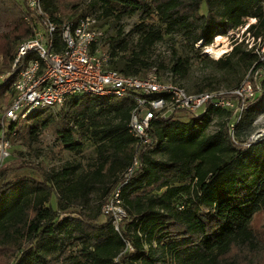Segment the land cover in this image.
<instances>
[{
  "label": "trees",
  "instance_id": "16d2710c",
  "mask_svg": "<svg viewBox=\"0 0 264 264\" xmlns=\"http://www.w3.org/2000/svg\"><path fill=\"white\" fill-rule=\"evenodd\" d=\"M84 2L41 0V6L60 24L89 15ZM96 3L101 28L139 14L131 32L137 36L134 44L121 25L103 42L111 45L108 69L122 75L146 76L153 66L148 52L166 36L181 34L192 49L197 46L199 60L209 59L201 51L216 36L250 19L255 21L249 35L264 38V0H92L88 7ZM26 14L23 0H0V23L8 29L0 34L1 72L10 69L17 44L31 34ZM232 44L216 63L235 78L228 86L237 88L243 75L260 64L243 41ZM190 66L189 58L173 49L170 65H159L155 72L161 77L168 69L170 80L184 87L177 80ZM13 80L0 83V103L6 106L13 98ZM252 83L255 96L243 101L238 119L233 110L212 107L188 121L173 114L154 120L150 142L138 146L128 128L131 99L78 96L54 114V109H39L24 124L7 125L9 140L22 133L28 148L37 146L35 154L50 162L62 161L63 151L78 156L88 144L95 155L84 167L64 162L47 169L23 159L0 165V264H264V236L253 226L264 212V136L250 140L257 110L264 106V79ZM185 89L219 90L209 82ZM209 115L218 118L212 133L207 132ZM43 131L52 134L57 148H40ZM159 151L163 156L154 157ZM134 159L138 164L121 194L126 217L116 229L112 216L99 221L101 207ZM21 170L34 174L11 177ZM91 193L98 198L94 213L84 211Z\"/></svg>",
  "mask_w": 264,
  "mask_h": 264
},
{
  "label": "built area",
  "instance_id": "2783aa9c",
  "mask_svg": "<svg viewBox=\"0 0 264 264\" xmlns=\"http://www.w3.org/2000/svg\"><path fill=\"white\" fill-rule=\"evenodd\" d=\"M23 1L27 8L25 21L32 25V30L17 44L10 69L0 72L1 81L14 76L13 98L8 106L0 107V165L10 157L11 144L5 134L7 124L24 119L35 110L59 108L78 96L131 99L134 107L128 128L138 146L141 142H150L148 130L154 120L173 114L175 118L177 113L198 118L208 114V107H212L233 110L238 119L243 101L255 96L252 82L264 71V38L252 37L247 32L254 19L240 27L237 31L241 34H235L232 41H243L247 50L257 56L260 67L253 72L251 69L243 83L232 90L189 92L159 77L155 71L139 77L108 69L109 55L103 43L105 30L94 15L57 24L43 10L41 0ZM204 51L210 53L208 47ZM228 126L233 131L235 121ZM137 164L138 160L134 159L101 207L103 216H112L116 229L126 217L122 189Z\"/></svg>",
  "mask_w": 264,
  "mask_h": 264
},
{
  "label": "rangeland",
  "instance_id": "374dc122",
  "mask_svg": "<svg viewBox=\"0 0 264 264\" xmlns=\"http://www.w3.org/2000/svg\"><path fill=\"white\" fill-rule=\"evenodd\" d=\"M92 0H85L84 2V8L86 13H90L93 15H98L101 12V8H100V4L96 3L95 6L93 7H88L90 5V2ZM206 8L204 6H202L201 8V12L205 13ZM139 21V14H135L133 16H128V17H124L121 20L114 22L112 24H106L103 26L104 30H105V36H111L113 35L118 26H122L123 27V33L124 36H126V38L130 41H132L134 44L136 42V38L137 36L132 32V28L134 27V25ZM253 20H248L247 23H251ZM8 29L6 28V26L2 23H0V34H3L4 32H6ZM236 30H230L224 35H221L219 38H215L214 39V43L213 45H211L210 47H208V49L213 50V51H220V55L219 56H215L213 53H206L204 50L202 49V53L206 54L208 56L209 59H203V60H199V58L197 56H195L197 46H195L193 49L190 47V45H187L185 43V40L183 39V36L181 34H176V35H172V36H166L162 41L158 42L155 46H153L149 52H148V59L153 63L152 68L148 71L149 72H153L157 69V67L159 65H163L165 67H168L170 65V63L172 62V52L173 49L176 50L178 55L181 56H187L189 58V60L191 61V66L189 71L187 72V74L182 77L179 78L177 80V83H181L182 85H184L185 88H190L193 85H201L203 83L209 82L212 84H216L217 87L219 89H225V90H232L235 87L234 86H228V82L232 81V79H235L234 77L231 76H225L223 74V71L220 69L219 65L216 63V60L223 56L225 54V52L230 50V47L233 45L232 44V39L234 36H236L235 34H241L240 31ZM226 38V40H225ZM107 42V41H106ZM227 49V50H226ZM16 50V49H15ZM111 50V45H106L105 46V51H107L108 55L109 52ZM2 64V57L0 56V66ZM1 72V71H0ZM249 71L246 72L243 75V78L240 81L241 85L243 83V81L245 80L246 76L248 75ZM161 77L163 79L166 80H170V79H174V77L172 76L171 72L168 71V69L166 70L165 68L161 71ZM264 79V73L262 72L260 76H258L257 78V83L260 84L261 80ZM2 81L0 80V83ZM4 105L2 103H0V107ZM56 109L51 111V114L55 113ZM50 113L47 112L46 115H49ZM185 116V117H184ZM211 120L208 124V128H207V132L212 133L217 129V120L218 118L214 115H209ZM191 117H188L182 113H177L176 114V119L179 121H188ZM232 121H235L232 119ZM231 122V121H229ZM19 125H22L25 123L24 119H20L17 122ZM9 125V124H7ZM255 126H256V130L252 133V135L250 136V138L257 132H263L264 131V106L261 109L257 110V118L255 121ZM264 135H260L258 137H261ZM256 137V138H258ZM25 138L22 137V133H18L15 136H11L10 137V144H11V150H10V157L5 161V163L7 162H14L17 159L19 160H27L30 162H35L38 163V165L44 166L45 168L49 169L51 167H60L61 164H63L64 162H73V163H77L80 164L82 167L85 166L86 161L90 160L91 158L94 157L95 152H94V147L92 145H86V148L84 149V151L82 152V154L75 156L72 155L70 153H68L67 151H63V159L62 161H58V162H50L44 155L41 156H37L35 154V150H37V146L32 145L30 148H28L27 144L25 143ZM55 139L52 136L51 133L47 132V131H43L40 135V148L46 152L49 151L52 148H57V146L55 145ZM163 153L161 151L157 152L156 154H154V157L160 158L162 157ZM23 174H34L32 173V171L30 170H21V171H15L12 173L11 177L13 176H20ZM1 184V182H0ZM57 199L53 198L52 200V205L54 207L57 206ZM98 204V198L97 195L95 193H91L89 201L87 203V205L84 207V211L85 212H89V213H94L96 210V206ZM100 222L105 221V217L101 216L99 219ZM253 226L258 230V232L262 233V236H264V212L261 213L260 215H258L256 217V219L253 222ZM262 260V254L259 258L256 259L255 262H260Z\"/></svg>",
  "mask_w": 264,
  "mask_h": 264
},
{
  "label": "water",
  "instance_id": "95a60500",
  "mask_svg": "<svg viewBox=\"0 0 264 264\" xmlns=\"http://www.w3.org/2000/svg\"><path fill=\"white\" fill-rule=\"evenodd\" d=\"M260 135H264V132H257V133H255L251 138H250V140H255L256 139V137H258V136H260Z\"/></svg>",
  "mask_w": 264,
  "mask_h": 264
},
{
  "label": "bare ground",
  "instance_id": "6f19581e",
  "mask_svg": "<svg viewBox=\"0 0 264 264\" xmlns=\"http://www.w3.org/2000/svg\"><path fill=\"white\" fill-rule=\"evenodd\" d=\"M210 52L213 53L216 57L219 56V55L221 54L220 51H216V52H215V51L211 50ZM263 132H264V131H263Z\"/></svg>",
  "mask_w": 264,
  "mask_h": 264
}]
</instances>
